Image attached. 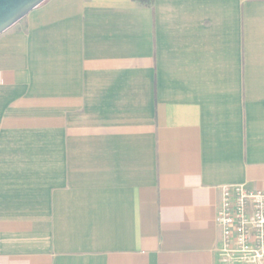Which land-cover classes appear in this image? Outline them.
Wrapping results in <instances>:
<instances>
[{"label": "crops", "instance_id": "obj_1", "mask_svg": "<svg viewBox=\"0 0 264 264\" xmlns=\"http://www.w3.org/2000/svg\"><path fill=\"white\" fill-rule=\"evenodd\" d=\"M226 184L264 189V0H45L0 33V264H226Z\"/></svg>", "mask_w": 264, "mask_h": 264}, {"label": "built area", "instance_id": "obj_2", "mask_svg": "<svg viewBox=\"0 0 264 264\" xmlns=\"http://www.w3.org/2000/svg\"><path fill=\"white\" fill-rule=\"evenodd\" d=\"M216 220L222 230L224 261L264 264V189L223 185Z\"/></svg>", "mask_w": 264, "mask_h": 264}, {"label": "water", "instance_id": "obj_3", "mask_svg": "<svg viewBox=\"0 0 264 264\" xmlns=\"http://www.w3.org/2000/svg\"><path fill=\"white\" fill-rule=\"evenodd\" d=\"M45 0H0V33Z\"/></svg>", "mask_w": 264, "mask_h": 264}, {"label": "trees", "instance_id": "obj_4", "mask_svg": "<svg viewBox=\"0 0 264 264\" xmlns=\"http://www.w3.org/2000/svg\"><path fill=\"white\" fill-rule=\"evenodd\" d=\"M138 1L146 5H151L153 3V0H138Z\"/></svg>", "mask_w": 264, "mask_h": 264}, {"label": "rangeland", "instance_id": "obj_5", "mask_svg": "<svg viewBox=\"0 0 264 264\" xmlns=\"http://www.w3.org/2000/svg\"><path fill=\"white\" fill-rule=\"evenodd\" d=\"M226 264H241V263H237L235 261H224Z\"/></svg>", "mask_w": 264, "mask_h": 264}]
</instances>
